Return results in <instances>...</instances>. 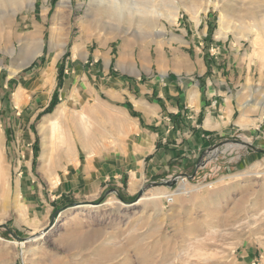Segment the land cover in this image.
Masks as SVG:
<instances>
[{
  "label": "rangeland",
  "instance_id": "1",
  "mask_svg": "<svg viewBox=\"0 0 264 264\" xmlns=\"http://www.w3.org/2000/svg\"><path fill=\"white\" fill-rule=\"evenodd\" d=\"M146 1L151 5L147 11L116 14L109 0H0V80L14 69L20 70L15 77L39 69L55 52L69 55L71 42L81 36L111 43L133 33L153 35L179 14L194 18L209 8L214 28L222 26L223 35L241 40L248 52L250 83L242 108L255 112L258 136L253 141L235 136L215 144L216 152L213 146L204 150L184 169L172 165L162 175L137 182L133 191L126 181L109 184L98 199L86 201L65 199L52 182L57 175L50 167L64 160L50 154L70 145L62 119L56 134L49 135L47 122L40 128L43 117H34V139L20 144L0 125V264H264V0ZM46 7L51 12L71 9L70 25L54 29L47 18L35 30L31 23ZM36 50L41 52L32 56ZM1 94L0 103L10 101ZM227 145L230 149L223 151ZM22 151H32L38 171L33 201L45 218L38 227L31 226L17 191ZM175 175L172 186L155 184ZM179 184L187 192L172 194L166 202L165 195ZM39 227L47 230L40 238Z\"/></svg>",
  "mask_w": 264,
  "mask_h": 264
},
{
  "label": "crops",
  "instance_id": "2",
  "mask_svg": "<svg viewBox=\"0 0 264 264\" xmlns=\"http://www.w3.org/2000/svg\"><path fill=\"white\" fill-rule=\"evenodd\" d=\"M50 9L39 11L35 30L47 18L54 29L70 25L71 9ZM214 26L208 8L194 18L179 14L153 35L133 33L111 43L81 36L69 55L55 52L39 69L15 77L17 69L0 80L1 98L10 100L0 103V125L20 144L34 139V117H43L39 125L47 122L49 135L62 119L70 145L50 154L64 160L50 167L57 175L52 182L65 199L86 201L98 199L109 184L126 181L133 191L172 165L184 169L235 136L253 141L259 120L242 108L248 52ZM32 159V151L18 154L15 181L31 226L38 227L45 218L33 201L38 171Z\"/></svg>",
  "mask_w": 264,
  "mask_h": 264
},
{
  "label": "bare ground",
  "instance_id": "3",
  "mask_svg": "<svg viewBox=\"0 0 264 264\" xmlns=\"http://www.w3.org/2000/svg\"><path fill=\"white\" fill-rule=\"evenodd\" d=\"M102 0H90V4L92 3H100ZM147 2V1H146ZM144 2V0L142 2H136V1H132V0H109V9L113 12H116V14L120 13V12H124L125 10H132V9H135L137 12L141 11V10H146L149 8H151V5L147 2ZM64 3V2H63ZM158 4V3H157ZM159 5V4H158ZM222 27V26H221ZM218 28V33L220 35H223V27L222 28ZM40 51L39 50H36L32 53V56H35L36 54H38ZM16 70H12L11 73H14ZM186 184V183H185ZM185 184H179L178 188L173 191V193H167V194H174V195H177V194H180V193H186L187 190H184V186ZM166 194V195H167ZM165 195V196H166ZM41 230L40 233H39V236L38 238L42 237L46 232L47 230L45 229V227H39ZM42 228V229H41Z\"/></svg>",
  "mask_w": 264,
  "mask_h": 264
},
{
  "label": "water",
  "instance_id": "4",
  "mask_svg": "<svg viewBox=\"0 0 264 264\" xmlns=\"http://www.w3.org/2000/svg\"><path fill=\"white\" fill-rule=\"evenodd\" d=\"M233 142L236 143V144H240V145H248L247 142L242 141V140H233ZM211 149H212V151L216 152L218 150L217 145L213 146ZM177 179H178V176L175 175V176H173V177H171V178H169V179H167V180H165L163 182H158V183H155V184L161 183V184H164V185H167V186H172L173 184H175L177 182Z\"/></svg>",
  "mask_w": 264,
  "mask_h": 264
},
{
  "label": "built area",
  "instance_id": "5",
  "mask_svg": "<svg viewBox=\"0 0 264 264\" xmlns=\"http://www.w3.org/2000/svg\"><path fill=\"white\" fill-rule=\"evenodd\" d=\"M165 200H166V202H171L172 201V194H167L165 196Z\"/></svg>",
  "mask_w": 264,
  "mask_h": 264
},
{
  "label": "trees",
  "instance_id": "6",
  "mask_svg": "<svg viewBox=\"0 0 264 264\" xmlns=\"http://www.w3.org/2000/svg\"><path fill=\"white\" fill-rule=\"evenodd\" d=\"M52 104H54V101L53 100L51 101V104L50 105H52Z\"/></svg>",
  "mask_w": 264,
  "mask_h": 264
}]
</instances>
